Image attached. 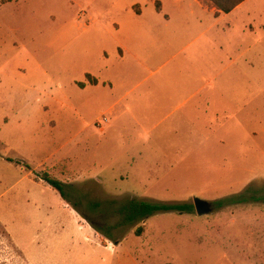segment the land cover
I'll list each match as a JSON object with an SVG mask.
<instances>
[{
    "label": "rangeland",
    "instance_id": "1",
    "mask_svg": "<svg viewBox=\"0 0 264 264\" xmlns=\"http://www.w3.org/2000/svg\"><path fill=\"white\" fill-rule=\"evenodd\" d=\"M134 6L149 14V0H0V264H264V0L221 20L218 93L192 123H135L115 104L113 35ZM97 72L102 101L78 87ZM194 198L213 212L118 213Z\"/></svg>",
    "mask_w": 264,
    "mask_h": 264
},
{
    "label": "crops",
    "instance_id": "2",
    "mask_svg": "<svg viewBox=\"0 0 264 264\" xmlns=\"http://www.w3.org/2000/svg\"><path fill=\"white\" fill-rule=\"evenodd\" d=\"M159 1V12L154 0H149L148 15L139 9L135 17L115 25L114 53L119 59L116 67L127 83L115 104L127 101L124 114L135 123L140 121L138 113H151L159 124L206 122L210 100L218 93L213 83L223 72L218 59L219 25L231 12L216 11L207 0ZM86 75L97 83L88 82ZM149 82L151 88L140 91ZM79 84H83L78 85L83 91L100 89L101 101L112 91V85L100 72L85 73ZM210 88L213 93L209 98ZM185 106L189 109L180 114Z\"/></svg>",
    "mask_w": 264,
    "mask_h": 264
},
{
    "label": "trees",
    "instance_id": "3",
    "mask_svg": "<svg viewBox=\"0 0 264 264\" xmlns=\"http://www.w3.org/2000/svg\"><path fill=\"white\" fill-rule=\"evenodd\" d=\"M207 1L213 8L216 9V11L222 12L224 14H228L232 12L241 3H243L245 0H207ZM154 7L156 11L158 12L160 11L161 3L159 0H154ZM133 8L136 14H139V8H136V6H134ZM86 80L91 84L97 83V81L95 79H92L89 75H86ZM79 86L83 87V84H79ZM7 161L12 162L11 160H7ZM42 180L47 185H49L53 190L58 192L63 200H67V196L64 191L65 185L61 181L55 178H51L48 174H45L42 177ZM254 199H256L254 196H249L247 194L232 196L215 202L214 207L219 209L229 204H240ZM166 212L192 213L193 206L187 204H174V205L151 204L147 202H138L135 200H130L125 202L123 205H121L118 210V213L121 218V222L125 224L147 219L157 213H166ZM138 233L139 232H137V234Z\"/></svg>",
    "mask_w": 264,
    "mask_h": 264
},
{
    "label": "water",
    "instance_id": "4",
    "mask_svg": "<svg viewBox=\"0 0 264 264\" xmlns=\"http://www.w3.org/2000/svg\"><path fill=\"white\" fill-rule=\"evenodd\" d=\"M193 207L199 217L207 216L213 212L212 204L199 198L193 199Z\"/></svg>",
    "mask_w": 264,
    "mask_h": 264
}]
</instances>
